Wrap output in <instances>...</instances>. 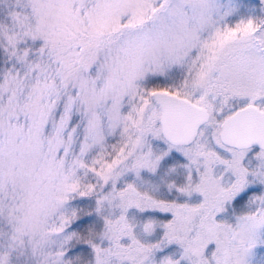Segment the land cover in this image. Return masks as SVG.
I'll return each mask as SVG.
<instances>
[{"label":"snow or ice","instance_id":"1","mask_svg":"<svg viewBox=\"0 0 264 264\" xmlns=\"http://www.w3.org/2000/svg\"><path fill=\"white\" fill-rule=\"evenodd\" d=\"M0 264H264V0H0Z\"/></svg>","mask_w":264,"mask_h":264}]
</instances>
